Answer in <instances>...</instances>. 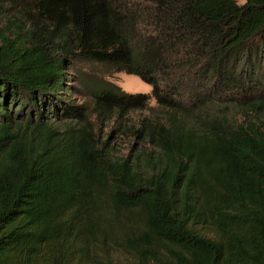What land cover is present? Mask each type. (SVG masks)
<instances>
[{"label": "trees", "instance_id": "obj_1", "mask_svg": "<svg viewBox=\"0 0 264 264\" xmlns=\"http://www.w3.org/2000/svg\"><path fill=\"white\" fill-rule=\"evenodd\" d=\"M22 14L0 27V264H119L113 250L264 264V120L243 107L264 93V0H34ZM76 61L152 92L89 79L77 103ZM223 89L240 121L209 112ZM134 112L125 132L148 148L119 155L98 126Z\"/></svg>", "mask_w": 264, "mask_h": 264}, {"label": "rangeland", "instance_id": "obj_2", "mask_svg": "<svg viewBox=\"0 0 264 264\" xmlns=\"http://www.w3.org/2000/svg\"><path fill=\"white\" fill-rule=\"evenodd\" d=\"M20 1L18 4H16ZM34 0H10L6 1L3 9V15L0 17V27L14 28V26H20L25 24V18L22 14L23 8L27 7ZM240 4H243L245 0H238ZM108 80L120 85L123 90L131 93H147L151 94L152 85L142 80L135 74H129L126 72H115L109 69L106 65L97 62H80L76 61L74 65L70 67L68 84L71 86L73 98L77 103L86 102L89 100L88 93L90 87L88 86L90 80ZM249 86H254L252 82H247ZM238 90L223 89V105L211 106L209 112H220L223 108V117H228L232 122L240 121L242 119V111L238 107L239 103H243L239 97ZM247 101L254 104H246L243 107H248L259 120H264V93L258 94V92L250 93L246 96ZM261 101L257 103L256 101ZM258 104H261L260 106ZM150 105L155 107L157 105L156 100L151 98ZM147 113V112H145ZM142 116V112H134L131 114V119L125 121V123L118 122L117 120L110 119L105 124H99L98 130L102 131L104 139H108L117 151V154H128L130 150L135 147L148 148L146 143L140 142L139 139L129 132H125L126 126L137 123L139 117ZM51 119H53L51 117ZM133 120V121H131ZM125 127V128H124ZM112 257L119 264H134L133 257L123 251L113 250Z\"/></svg>", "mask_w": 264, "mask_h": 264}]
</instances>
